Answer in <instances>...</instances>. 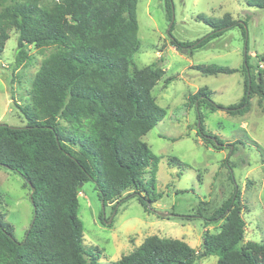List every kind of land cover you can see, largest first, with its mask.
Segmentation results:
<instances>
[{"label":"trees","instance_id":"trees-1","mask_svg":"<svg viewBox=\"0 0 264 264\" xmlns=\"http://www.w3.org/2000/svg\"><path fill=\"white\" fill-rule=\"evenodd\" d=\"M138 1L0 0V54L13 30L18 33V66L31 58L29 46L56 47L33 79L30 104L21 108L27 123L0 122V166L20 173L35 188L33 220L24 240L16 238L13 225L0 215V264H101L100 252L84 244L78 215L81 183L94 182L103 205L117 201L114 209L119 201L136 197L148 211L162 198L155 190L160 156L143 137L167 113L152 93L165 70L158 61L153 66H133L132 56L140 43ZM165 4L172 19L173 0ZM247 4L264 9V0H247ZM197 19L213 31L194 42L172 36L173 47L193 54L235 26L247 36L246 23L229 13L199 14ZM257 56L264 64V55ZM250 59L246 50L242 68L195 66L206 75L242 72L245 76L242 99L227 107L212 101L207 87L188 97L198 109V133L215 148L224 141L205 130L201 106L243 116L258 95L264 108V69L257 65V78ZM236 149L235 145L232 153ZM231 179L235 181L233 175ZM242 211L241 190L235 185L208 220L221 221L220 230L206 231L199 250L183 239L151 236L111 264H195L208 256L217 257L216 264H264V241L244 243L247 224Z\"/></svg>","mask_w":264,"mask_h":264},{"label":"rangeland","instance_id":"rangeland-1","mask_svg":"<svg viewBox=\"0 0 264 264\" xmlns=\"http://www.w3.org/2000/svg\"><path fill=\"white\" fill-rule=\"evenodd\" d=\"M173 8L172 20L165 0L138 1L140 43L132 56L133 66H153L158 61L165 70L152 93L167 113L143 137L160 156L155 190L162 193V198L148 211L136 197L119 201L114 209L117 201L103 205L94 182L79 187L78 215L84 226V244L100 252L101 264L119 260L151 236L183 239L199 250L206 231L220 230L221 221L208 220L231 196L235 185L241 190L247 224L244 243L264 241V108L258 104L260 97L251 99V109L243 116L220 108L212 111L207 104L200 107L205 130L224 141L220 148L206 143L198 133V109L188 100L190 94L203 87L211 90L212 101L224 107L242 99V72L206 75L195 66L242 68L245 51L249 50L250 64L258 78L257 65L264 69L257 56L264 55V9L249 6L247 0H173ZM226 13L246 23L247 36L235 26L193 54L171 45L172 36L194 42L213 31L197 19L199 14L222 17ZM17 42L18 33L13 30L0 54V122L20 126L27 123L21 108L31 102L33 79L56 47L29 46L31 58L18 66ZM170 77L173 80L167 84ZM235 145L237 149L232 153ZM31 192L20 173L0 166V215L13 225L19 241L26 238L33 220ZM216 262L217 257L208 256L195 264Z\"/></svg>","mask_w":264,"mask_h":264},{"label":"water","instance_id":"water-1","mask_svg":"<svg viewBox=\"0 0 264 264\" xmlns=\"http://www.w3.org/2000/svg\"><path fill=\"white\" fill-rule=\"evenodd\" d=\"M35 190V188L34 187H32V191H34ZM31 201H33V199H32V195H31Z\"/></svg>","mask_w":264,"mask_h":264}]
</instances>
